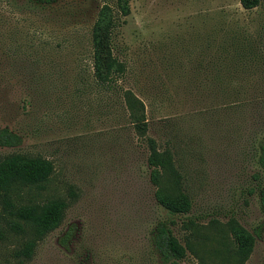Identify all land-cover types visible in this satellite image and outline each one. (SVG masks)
Listing matches in <instances>:
<instances>
[{"label": "rangeland", "instance_id": "obj_1", "mask_svg": "<svg viewBox=\"0 0 264 264\" xmlns=\"http://www.w3.org/2000/svg\"><path fill=\"white\" fill-rule=\"evenodd\" d=\"M101 4L0 0V129L18 138L0 159L40 157L53 167L41 188L15 191L12 201L66 204L29 260L13 257L28 236L7 234L0 264H167L151 239L171 218L154 198L123 91L142 102L145 137L169 149L190 200L169 226L185 248L178 264H239L230 219L257 235L243 264H264V0L249 11L238 0H129L111 35L125 71L109 86L91 67ZM10 219L0 203L1 231ZM70 226L64 250L57 240Z\"/></svg>", "mask_w": 264, "mask_h": 264}, {"label": "trees", "instance_id": "obj_2", "mask_svg": "<svg viewBox=\"0 0 264 264\" xmlns=\"http://www.w3.org/2000/svg\"><path fill=\"white\" fill-rule=\"evenodd\" d=\"M101 1L91 27V67L95 81L99 85L109 86L121 78L125 71L123 63L112 54L111 35L117 26L115 14L119 17L129 14V0H113L115 13L105 0ZM259 2L260 0H238L245 11L254 9ZM122 99L134 131L138 136L144 137L149 182L155 187L154 198L171 218L157 222L151 243L164 262L178 264L185 257V248L172 236L169 226L174 224L173 217L188 213L190 200L180 188V176L169 149L160 150L153 139L145 137L147 123L142 102L130 91H123ZM17 142L16 135L7 129H0V147L11 148ZM257 164L264 171V138L258 144ZM52 169V164L40 157L11 154L0 159V203L11 218L6 222L7 230H0V241L7 234L28 236L20 248L13 252V257L18 262L29 260L36 243L60 225L66 204L60 199L48 200L42 204H16L12 201V195L23 188H41ZM260 198L264 204V191ZM226 227L231 238L232 256L237 263L243 264L252 252L254 237L257 235L249 233L232 219L228 220ZM73 233V226H70L57 240L62 249H68Z\"/></svg>", "mask_w": 264, "mask_h": 264}]
</instances>
